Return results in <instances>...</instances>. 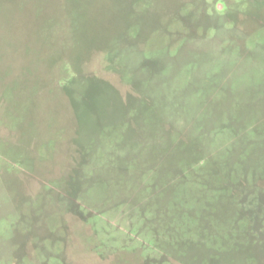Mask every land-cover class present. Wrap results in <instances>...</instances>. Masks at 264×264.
I'll list each match as a JSON object with an SVG mask.
<instances>
[{"label": "rangeland", "instance_id": "obj_1", "mask_svg": "<svg viewBox=\"0 0 264 264\" xmlns=\"http://www.w3.org/2000/svg\"><path fill=\"white\" fill-rule=\"evenodd\" d=\"M135 100L206 129L199 155L238 167L246 216L219 221L222 204L198 236L149 211L159 177L129 170L131 141L115 139ZM252 128L264 132V0H0V264H264ZM162 141V155L177 142Z\"/></svg>", "mask_w": 264, "mask_h": 264}, {"label": "trees", "instance_id": "obj_2", "mask_svg": "<svg viewBox=\"0 0 264 264\" xmlns=\"http://www.w3.org/2000/svg\"><path fill=\"white\" fill-rule=\"evenodd\" d=\"M112 61L110 59V64H112ZM129 76L132 81L131 78L135 77V72L133 71ZM137 85L140 86V83H135V86ZM142 90L139 88L140 94H142ZM143 96L145 97L143 98ZM135 98L137 100L143 98L141 102H147L150 105L157 103L153 95L149 96L146 94ZM137 100L132 103L133 110H130L129 117L125 112L121 115V117H127V122L121 125L120 132L115 135V139L131 141L130 154L128 156L129 170L133 173H142L144 170L150 169L155 174V177H159L156 180L159 182V186L163 188L162 194L160 192L158 197L159 207L155 208L152 205L149 211H156L157 215L163 217L166 224H169L170 227L173 224L182 225L181 227H186L188 231L195 232L198 236L208 230L207 221L214 222L205 216L208 215L207 211L222 204H224V210H218L215 214H212L218 220L240 218L241 215L242 217L246 216L242 210L237 189L230 184L235 175L236 179L233 181L239 182L237 179V176H239V173H237L238 167L232 169L220 167L218 169L212 168L211 170L208 169V157L199 155L203 151L204 143H206L204 141L207 133L206 129L191 126L184 118L170 119L166 116L167 113L165 114L160 109L154 115H151L150 112L140 113L141 110L139 108L142 107V104ZM163 122H165V126ZM236 129L237 127H233L234 131ZM172 135L175 136L177 142L172 143L171 147L167 145L162 155L159 153V148H162L165 141H162V144L159 145L157 140L159 137L163 139L166 136L172 137ZM245 135L246 137L251 135L250 139H257L264 135V132L259 133L255 128H252L251 134L246 133ZM233 138V141L225 143L228 144L225 147V151L228 152L227 155L233 153L236 146L240 143L237 137ZM188 139L192 141L188 142ZM252 144H245V153L248 152L249 154L251 152ZM195 160L199 161V163L197 164ZM119 167L125 169L124 165L120 164ZM262 167H264V164ZM135 175L133 174L132 176L134 180L132 182V190L136 191L138 187L144 185L141 183L144 181L142 180L143 175L141 177H136ZM230 176H233L232 179L229 178ZM138 181L139 184L137 183ZM152 181L153 183L155 182L154 178ZM160 195L162 196L160 197ZM142 197L150 198V192L145 193ZM231 210H233L232 213ZM235 222V220H232V223ZM248 228L251 233L250 224L244 228V231L248 232ZM229 233L231 232L229 231Z\"/></svg>", "mask_w": 264, "mask_h": 264}]
</instances>
